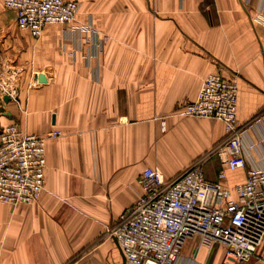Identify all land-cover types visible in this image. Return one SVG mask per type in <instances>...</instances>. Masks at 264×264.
Segmentation results:
<instances>
[{"label":"crops","instance_id":"0c3cea01","mask_svg":"<svg viewBox=\"0 0 264 264\" xmlns=\"http://www.w3.org/2000/svg\"><path fill=\"white\" fill-rule=\"evenodd\" d=\"M76 1L74 25L91 22L92 41L67 24L36 38L0 0V142L10 125L62 131L47 139L39 200L0 204V264H124L109 228L142 192L144 169L173 179L225 137L221 120L180 114L210 73L236 78L246 128V164L225 184L264 169V25L254 19L264 0ZM220 168L211 157L207 177ZM199 245L187 239L179 264H223L225 246L211 260ZM262 253L264 243L246 264H264Z\"/></svg>","mask_w":264,"mask_h":264},{"label":"built area","instance_id":"2783aa9c","mask_svg":"<svg viewBox=\"0 0 264 264\" xmlns=\"http://www.w3.org/2000/svg\"><path fill=\"white\" fill-rule=\"evenodd\" d=\"M4 3L16 11L18 25L36 38L47 24L74 26L88 41L96 33L91 22L74 25L81 8L76 0ZM254 19L264 25V13ZM238 101L236 78L214 72L204 79L198 97L182 106L181 115L221 120L225 137L173 179L165 178L156 167L144 169L139 180L142 192L109 228L124 254V264H179L189 238H197L199 246L223 243L224 264H244L258 256L264 243V169L249 170L247 179L234 190L225 184L228 169L246 164L242 155L246 128L239 122ZM61 134L60 129L42 136L17 125L5 128L0 142V204L39 200L45 189L47 139ZM215 155L221 168L218 179L211 180L205 164ZM259 258L264 261V253Z\"/></svg>","mask_w":264,"mask_h":264},{"label":"rangeland","instance_id":"374dc122","mask_svg":"<svg viewBox=\"0 0 264 264\" xmlns=\"http://www.w3.org/2000/svg\"><path fill=\"white\" fill-rule=\"evenodd\" d=\"M178 160H179V158H178ZM210 246H212V252H211V256H210L211 260H212V257L215 255V253H217L219 251V249H223L222 251L224 252V244L223 243L216 242ZM211 260H210V262H211ZM244 264H246V263H244Z\"/></svg>","mask_w":264,"mask_h":264}]
</instances>
